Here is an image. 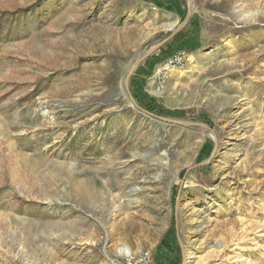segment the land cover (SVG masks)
I'll return each instance as SVG.
<instances>
[{
    "label": "rangeland",
    "instance_id": "rangeland-1",
    "mask_svg": "<svg viewBox=\"0 0 264 264\" xmlns=\"http://www.w3.org/2000/svg\"><path fill=\"white\" fill-rule=\"evenodd\" d=\"M143 250L264 264V0H0V264Z\"/></svg>",
    "mask_w": 264,
    "mask_h": 264
},
{
    "label": "built area",
    "instance_id": "built-area-1",
    "mask_svg": "<svg viewBox=\"0 0 264 264\" xmlns=\"http://www.w3.org/2000/svg\"><path fill=\"white\" fill-rule=\"evenodd\" d=\"M185 56V52L184 51H176L175 53H173L172 55L168 56L167 58H169V61L167 62V64H171L174 62H180L183 57ZM166 58V59H167ZM164 59V60H166ZM170 67V65L168 67H166V69H168ZM152 259V253L150 250H143L142 252H140L137 255H126L123 258V262L121 264H149L151 262Z\"/></svg>",
    "mask_w": 264,
    "mask_h": 264
},
{
    "label": "water",
    "instance_id": "water-1",
    "mask_svg": "<svg viewBox=\"0 0 264 264\" xmlns=\"http://www.w3.org/2000/svg\"><path fill=\"white\" fill-rule=\"evenodd\" d=\"M187 4H188V10H190V0H187ZM182 28V26H179V27H177L176 29H174L171 33H170V35H169V37L165 40V41H168V39H170V38H172L175 34H177V32L180 30ZM155 50V48L154 49H151L150 51H148L140 60H138L135 64H134V66L132 67V69H131V72L128 74V77L131 75V73H132V71H134L137 67H138V65L140 64V61L142 60V59H145V58H147L149 55H151L152 53H153V51ZM128 77H127V79H126V81L128 80Z\"/></svg>",
    "mask_w": 264,
    "mask_h": 264
},
{
    "label": "trees",
    "instance_id": "trees-1",
    "mask_svg": "<svg viewBox=\"0 0 264 264\" xmlns=\"http://www.w3.org/2000/svg\"><path fill=\"white\" fill-rule=\"evenodd\" d=\"M181 34L182 33H177L176 35H174L173 37H172V39L174 38V39H176L177 37H180L181 36ZM171 39V40H172ZM182 49V48H184V49H186L187 47L184 45V46H180V47H178V46H172V47H170V48H167V49H165V50H163L162 52H161V60H164V59H166L168 56H170V55H172L173 53H175L176 51H178L179 49ZM150 106V105H149ZM148 106V107H149ZM147 110H149V109H147ZM150 111V110H149Z\"/></svg>",
    "mask_w": 264,
    "mask_h": 264
},
{
    "label": "bare ground",
    "instance_id": "bare-ground-1",
    "mask_svg": "<svg viewBox=\"0 0 264 264\" xmlns=\"http://www.w3.org/2000/svg\"><path fill=\"white\" fill-rule=\"evenodd\" d=\"M120 251H122V252L125 253V254H128V253H129V251H128L126 248H121ZM120 251H119V252H120Z\"/></svg>",
    "mask_w": 264,
    "mask_h": 264
}]
</instances>
